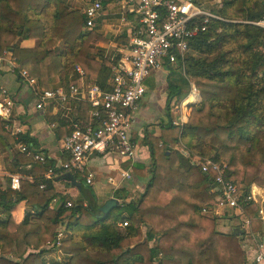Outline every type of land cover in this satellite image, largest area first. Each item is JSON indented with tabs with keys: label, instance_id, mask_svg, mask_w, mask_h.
<instances>
[{
	"label": "trees",
	"instance_id": "1",
	"mask_svg": "<svg viewBox=\"0 0 264 264\" xmlns=\"http://www.w3.org/2000/svg\"><path fill=\"white\" fill-rule=\"evenodd\" d=\"M211 1L196 0V4L223 20H210L206 31L189 41L184 63L179 61L202 101L193 107L183 126L172 120L160 138L146 135L150 164L132 168L146 187L139 200L128 204L129 216H113L120 206L110 216L99 218L97 199L87 186L73 198L58 192L56 179L21 180L20 191L12 190L8 179L0 188V264L247 263L243 231H219L220 218L214 213L218 197L213 192L215 176L203 173L192 158L210 155L226 165L227 179L244 195L250 194L253 185L264 188L263 31L246 23L263 17L264 1L222 0L220 7H209ZM108 3L104 1L103 6ZM202 21L200 18L199 26ZM26 40H37L39 45L21 48ZM102 40L96 27L87 28L86 13L72 9L66 0H0V54L12 50L18 66L27 70L43 91L57 77L66 87L68 74L76 67L104 91H111L113 64L97 60ZM172 87L170 84L175 90L170 100L181 90ZM90 110L88 103L77 104L76 121L86 122ZM11 125L0 116V154L13 153L16 172L40 177L58 171L55 161L44 154L43 161H36L22 153L20 145L38 153V143L30 135H13ZM69 161L68 155L61 165ZM86 191L90 202L84 197ZM54 199L59 204L52 211ZM23 202L26 216L17 224L12 211ZM68 202L72 207H65ZM258 207L246 203L245 215L251 219L252 231L264 236ZM123 222L128 226L121 227ZM62 228L66 230L63 255L56 259L50 255L58 252L48 245Z\"/></svg>",
	"mask_w": 264,
	"mask_h": 264
},
{
	"label": "built area",
	"instance_id": "2",
	"mask_svg": "<svg viewBox=\"0 0 264 264\" xmlns=\"http://www.w3.org/2000/svg\"><path fill=\"white\" fill-rule=\"evenodd\" d=\"M87 1L89 3L86 9L87 26L91 28L103 11L105 0ZM221 4L222 0L211 1V6L220 7ZM136 12L141 27L132 37L127 54L112 65L111 91H104L96 84L84 86L69 84L66 87L60 86L54 90L43 91L39 88L38 81L31 77L27 70L20 71V77L33 89L37 97L38 110L43 109L48 103H57L68 113H72V108L68 107L71 102H84L91 106L88 123L84 126L75 124L73 132L64 141V152L70 156V161L61 165L58 171L50 172L47 175L48 179L66 173L74 176L83 174L86 184L91 186L95 174L87 167L90 158L95 154L110 153L121 159L135 160L137 146L131 139L130 128L134 123V113L138 111L146 95L147 79L152 73L179 64L180 60L184 63L189 41L198 33L206 31V25L210 20H223L211 9L198 6L196 0H139ZM200 18H203L201 26L198 24ZM246 23L263 31L264 44V15L257 21ZM10 62L8 51L0 54V71ZM77 71L80 75L84 74L79 68ZM196 91L193 86L192 92ZM5 104L10 109L13 102L6 99ZM0 107L2 116L9 114V110L3 105ZM175 125L182 126L181 123ZM19 149L36 161L44 160L43 154L30 151L24 145ZM192 160L203 173L215 176L213 192H217L218 197L214 213L218 216L223 211H230L236 217H242L246 233L256 242L251 257L258 264L264 263V244L252 231L251 219L246 217L244 210L246 203L258 205V217L264 222V198L261 193H256V185L251 187L249 195H244L237 184L227 179L226 165L215 162L209 156L193 155ZM121 178L130 180L133 175L129 170L123 172ZM21 180L20 175H11L12 190L20 191ZM33 180V183L38 182L36 179ZM109 181L113 179L110 178ZM58 204V200L54 199L50 209L55 210ZM65 207H72V203L68 202ZM120 226L127 227L128 222H123ZM65 231L64 228L60 229L55 241L48 245V249L56 250L59 257L63 255L61 245L66 237Z\"/></svg>",
	"mask_w": 264,
	"mask_h": 264
},
{
	"label": "crops",
	"instance_id": "3",
	"mask_svg": "<svg viewBox=\"0 0 264 264\" xmlns=\"http://www.w3.org/2000/svg\"><path fill=\"white\" fill-rule=\"evenodd\" d=\"M66 1L72 9L80 10L85 13L89 6L87 0ZM108 1L109 3L103 6V11L95 21L94 27L90 28L87 26V28L93 29L96 27L103 39L97 46V60H108L114 64L118 63L124 54H127L132 37L136 35L141 27L136 12L139 0ZM38 45L39 43L37 40H26L21 42L20 47L24 49H34L38 47ZM8 52L10 53L11 62L0 71V105H3L9 110V114L2 116L1 114L3 112L0 107V116L4 120L11 122L12 125L10 126V130L13 135H30L38 143V153L44 154L54 160L56 165L60 167L63 159L68 157L64 152V141L69 136L67 134L74 130L75 124L81 126L86 125L90 119V112L87 115L86 122H83L80 120L76 121L74 116L76 105L82 102H71L68 105V107L72 108V113H68L57 103H48L43 109L38 110L36 108L37 97L33 89L20 77V71L24 69H21L15 62L12 50ZM77 68L81 69L84 74L80 75ZM174 71H176V74L178 73V75H172V72ZM180 73L185 77L183 83L179 81L180 77L178 76ZM187 82L188 79L184 74V66L181 68L179 64L163 68L154 73L146 82V95L143 98L138 111L134 113V123L130 128L131 139L137 146L136 159H121L110 153L95 154L90 158L87 167L89 171L95 174L93 185L88 186L85 181V176L83 174L78 175L82 176V179L78 180L81 181L84 187L83 190H86L87 187L92 190L99 207L103 206L111 199H116L122 202V209L116 213L112 212L114 217L129 216L131 211L128 204L139 200L145 191V180L133 173L132 168L136 164H150V152L145 144L146 135L151 134L156 138H160L165 125L172 120L174 124L181 123L182 126L189 121L190 112L187 113V107L189 105H187L182 111H180L179 106L177 105L173 107V105H175L174 101L179 100L181 102V100H184V98L181 99V94L186 90L184 83L187 84ZM69 84L84 86L95 83L85 75V72L81 67H76L68 74L66 85ZM170 84H172L173 87L178 86L181 89L179 98L173 96L170 100V94L175 91L170 88ZM60 86V79L57 77L51 81V86L47 90H54ZM190 98L191 97H189V99ZM6 99L12 100L13 102L10 109L6 107ZM188 100L186 99L185 102ZM168 145L172 147V149H177V145L173 142H169ZM206 156L211 157L210 155ZM25 169H30V166ZM129 170L131 171L133 178L130 180L122 179L121 174ZM11 175H20L22 180H27L31 183H33V179H48L47 175L37 177L16 172L13 167V153L7 152L5 154H0V188L6 186L7 180H11ZM63 175H57L51 178L56 179L58 192L70 195L74 198L81 195L82 191H79L72 185L67 186L65 184L67 182L57 181L58 178ZM110 178H112L113 181H109ZM255 191L256 193H261V196L264 198V189L255 186ZM85 195L88 196L87 191L84 192V197ZM116 196L121 199H117ZM25 216L26 204L23 202L12 211V217L17 224H21L24 221ZM218 216L220 218V232L229 234L230 231H239V229L240 231H243V235L241 236L242 247L248 255V261L246 264H258L254 262L251 257L252 251L256 248V242L246 233L244 226L243 228L236 227L235 223L226 220L224 216L222 217V212ZM242 221L244 225V219H242ZM257 237L259 241L264 244V236L257 233Z\"/></svg>",
	"mask_w": 264,
	"mask_h": 264
},
{
	"label": "rangeland",
	"instance_id": "4",
	"mask_svg": "<svg viewBox=\"0 0 264 264\" xmlns=\"http://www.w3.org/2000/svg\"><path fill=\"white\" fill-rule=\"evenodd\" d=\"M208 4L210 5L209 7H211V2H208ZM173 74L172 75H178V73L176 74V71H174V72H172ZM178 77H180V79H179V81L181 82V83H183L184 82V78L185 77H183V75H182V73H180V75L178 76ZM188 79V82H187V84L186 83H184V86L186 87L185 89V91H183V93L181 94V99H183L184 98V100H181V102L179 101V100H176V101H174V104L175 105H173V107H175L176 105L177 106H179V109H180V111H182L183 110V104H184V102H185V100L187 99H189V97L192 95V93H195L196 94V97L194 98L195 99V101H193V102H189L187 105H190V104H192V103H194L195 105L194 106H196L197 104H199L201 101H202V98H201V100H200V97H201V94H200V92L198 91V89H197V87L195 86V84H194V82H193V80H191L190 78H187ZM181 86V85H180ZM183 86V87H184ZM193 86L197 89V91L196 92H192L193 91ZM181 92V91H180ZM179 95H180V93H179ZM179 95L178 96H176V98H179ZM175 98V97H174ZM192 98V97H191ZM189 113V112H188ZM206 156V155H205ZM205 156H203V157H205ZM79 179L81 180L82 179V176H79ZM257 186V185H256ZM261 188V187H260ZM262 189H264V188H262ZM78 196H76V198H77ZM74 198V197H73ZM73 202V201H72ZM215 216H216V214H215ZM225 217L226 218V220H230V222L232 223H235V226L236 227H240V228H243V221H242V217H236L232 212H230V211H223L222 212V217ZM216 217H219V216H216ZM146 231H147V228L146 227H143V232L144 233H146ZM234 232V231H233ZM232 231H230L229 232V234H232L233 233ZM50 257H55L56 259H58V258H60L59 257V255L58 254H56V255H50Z\"/></svg>",
	"mask_w": 264,
	"mask_h": 264
},
{
	"label": "water",
	"instance_id": "5",
	"mask_svg": "<svg viewBox=\"0 0 264 264\" xmlns=\"http://www.w3.org/2000/svg\"><path fill=\"white\" fill-rule=\"evenodd\" d=\"M201 100V97H200ZM195 104L192 105L191 110H190V115L192 112V109ZM59 182H67L70 183L73 187L77 188L79 191H83V185L81 181H79L73 174L71 173H66L63 176L59 177L58 180ZM82 193V192H81ZM88 201H92L88 196H85ZM122 205V202L116 200V199H111L108 202H106L103 206L98 208V217L99 218H106L111 215V213L116 210L118 207Z\"/></svg>",
	"mask_w": 264,
	"mask_h": 264
},
{
	"label": "bare ground",
	"instance_id": "6",
	"mask_svg": "<svg viewBox=\"0 0 264 264\" xmlns=\"http://www.w3.org/2000/svg\"><path fill=\"white\" fill-rule=\"evenodd\" d=\"M190 97H192V98H190L188 101H186L184 104H183V106H184V108L187 106V104L189 103V102H193V101H195V97H196V94L195 93H192V95L190 96ZM192 99V100H191ZM191 100V101H190ZM192 104H194V103H192ZM183 108V109H184Z\"/></svg>",
	"mask_w": 264,
	"mask_h": 264
}]
</instances>
